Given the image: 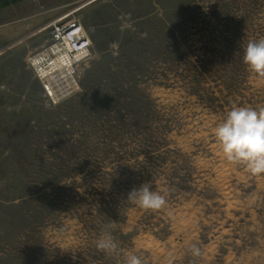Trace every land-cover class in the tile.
<instances>
[{"label":"rangeland","instance_id":"1","mask_svg":"<svg viewBox=\"0 0 264 264\" xmlns=\"http://www.w3.org/2000/svg\"><path fill=\"white\" fill-rule=\"evenodd\" d=\"M70 21L92 45L55 99L33 59ZM260 38L264 0H0V264H264V174L214 136L264 107ZM144 183L161 209L127 198Z\"/></svg>","mask_w":264,"mask_h":264},{"label":"clouds","instance_id":"2","mask_svg":"<svg viewBox=\"0 0 264 264\" xmlns=\"http://www.w3.org/2000/svg\"><path fill=\"white\" fill-rule=\"evenodd\" d=\"M243 51V62L249 71L264 78V38L250 40ZM214 136L228 162L245 166L251 174H264V107H232L215 127ZM127 198L144 210H159L166 203L164 196L151 190L150 183L133 188ZM96 248L106 254L119 251L118 243L108 233L97 240ZM124 264H143V261L127 254Z\"/></svg>","mask_w":264,"mask_h":264},{"label":"built area","instance_id":"3","mask_svg":"<svg viewBox=\"0 0 264 264\" xmlns=\"http://www.w3.org/2000/svg\"><path fill=\"white\" fill-rule=\"evenodd\" d=\"M54 35L57 39L56 44L62 43L65 35L71 37L75 36L74 42L71 43L72 47L67 45V48L69 47V55L78 60L77 63L86 56L92 45L89 38L85 35L82 25L78 21H70L64 25L56 26ZM40 76L47 82L45 85L47 94L55 99L69 94L72 87L75 85V70H65L64 67H54V71L50 76L44 77L41 74Z\"/></svg>","mask_w":264,"mask_h":264},{"label":"bare ground","instance_id":"4","mask_svg":"<svg viewBox=\"0 0 264 264\" xmlns=\"http://www.w3.org/2000/svg\"><path fill=\"white\" fill-rule=\"evenodd\" d=\"M74 37L66 36L64 41L60 44H55L52 46L50 51L36 56L33 59L34 65L38 68L40 74L44 77L50 76L54 71V67L63 68L66 70H75L77 59L69 55L67 45L72 47L71 43L74 42ZM74 49V47H73ZM55 54L56 57H52ZM89 52L86 54L88 56Z\"/></svg>","mask_w":264,"mask_h":264}]
</instances>
